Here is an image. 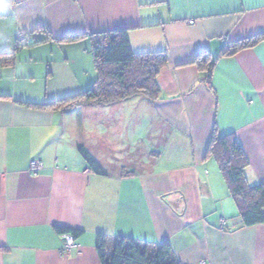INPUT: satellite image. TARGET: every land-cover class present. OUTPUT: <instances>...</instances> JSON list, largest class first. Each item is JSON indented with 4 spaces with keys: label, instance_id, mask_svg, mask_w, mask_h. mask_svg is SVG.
<instances>
[{
    "label": "crops",
    "instance_id": "obj_1",
    "mask_svg": "<svg viewBox=\"0 0 264 264\" xmlns=\"http://www.w3.org/2000/svg\"><path fill=\"white\" fill-rule=\"evenodd\" d=\"M116 29L134 53L166 55L156 99L19 102L85 91L97 77L90 37ZM257 36L219 56L208 85L195 61ZM0 52H13L0 62V264H101L98 232L167 241L182 264H264V223H241L206 155L214 133H233L247 181L264 183V0H0ZM58 227L75 232L68 252Z\"/></svg>",
    "mask_w": 264,
    "mask_h": 264
},
{
    "label": "trees",
    "instance_id": "obj_2",
    "mask_svg": "<svg viewBox=\"0 0 264 264\" xmlns=\"http://www.w3.org/2000/svg\"><path fill=\"white\" fill-rule=\"evenodd\" d=\"M12 2L13 0H8ZM24 32V31H23ZM25 33V32H24ZM31 35V33H25ZM262 36L234 41L206 61H195L210 85L211 72L219 56L233 54L238 49L255 44ZM90 53L96 70V80L85 91L50 103L19 101L32 107H72L81 103L111 104L135 94L156 99L159 87L156 74L167 60L163 52L134 53L126 29H116L91 35ZM29 39V36H28ZM72 40L73 37H65ZM37 41H28L33 44ZM13 52H0V62L12 61ZM85 163L96 173L105 174L103 168L83 148H78ZM207 156H212L226 182L243 225L264 223V183L250 184L245 176L247 157L233 133L213 134ZM59 232L68 229L58 227ZM71 234H75L71 231ZM96 250L101 264H182L167 241H150L122 237L112 233L96 234Z\"/></svg>",
    "mask_w": 264,
    "mask_h": 264
},
{
    "label": "built area",
    "instance_id": "obj_3",
    "mask_svg": "<svg viewBox=\"0 0 264 264\" xmlns=\"http://www.w3.org/2000/svg\"><path fill=\"white\" fill-rule=\"evenodd\" d=\"M188 22L192 23L193 21L189 20ZM16 38L17 41H19L21 44H27L29 41L28 35H26L23 31H18L16 33ZM42 168H43V163L40 159L35 158L30 160L28 167L29 172H31L32 174H37ZM74 246L75 243L72 234L69 232L63 233L61 251L68 252Z\"/></svg>",
    "mask_w": 264,
    "mask_h": 264
},
{
    "label": "rangeland",
    "instance_id": "obj_4",
    "mask_svg": "<svg viewBox=\"0 0 264 264\" xmlns=\"http://www.w3.org/2000/svg\"><path fill=\"white\" fill-rule=\"evenodd\" d=\"M19 42V41H18ZM20 43V42H19Z\"/></svg>",
    "mask_w": 264,
    "mask_h": 264
}]
</instances>
